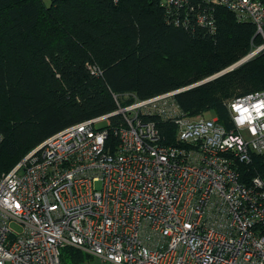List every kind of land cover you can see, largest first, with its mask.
Returning a JSON list of instances; mask_svg holds the SVG:
<instances>
[{
	"label": "built area",
	"instance_id": "1",
	"mask_svg": "<svg viewBox=\"0 0 264 264\" xmlns=\"http://www.w3.org/2000/svg\"><path fill=\"white\" fill-rule=\"evenodd\" d=\"M199 1L264 40V0ZM211 13L197 20L214 29ZM173 95L125 94L127 105L56 133L0 175V264H62L67 246L102 264H264V179L242 183L238 168L264 155V91L227 102L231 128L184 116ZM156 115L176 123L177 145L162 143Z\"/></svg>",
	"mask_w": 264,
	"mask_h": 264
},
{
	"label": "trees",
	"instance_id": "2",
	"mask_svg": "<svg viewBox=\"0 0 264 264\" xmlns=\"http://www.w3.org/2000/svg\"><path fill=\"white\" fill-rule=\"evenodd\" d=\"M213 15L214 29L198 14ZM263 38L256 26L222 6L188 0H0V175L10 172L47 138L110 114L133 99L175 92L225 71ZM96 69L98 73H96ZM264 91V51L241 66L171 99L189 118L211 112L231 128L227 102ZM206 117V116H204ZM162 143L177 145V125L152 116ZM110 120L107 148L118 147ZM241 182L264 179V155L239 165ZM70 246L62 264H95Z\"/></svg>",
	"mask_w": 264,
	"mask_h": 264
},
{
	"label": "rangeland",
	"instance_id": "3",
	"mask_svg": "<svg viewBox=\"0 0 264 264\" xmlns=\"http://www.w3.org/2000/svg\"><path fill=\"white\" fill-rule=\"evenodd\" d=\"M44 2L46 3V4H50V2H51V0H44ZM262 45H264V43L262 44ZM258 46V47H254L253 48V50L247 55V56H245L243 59H241L240 61H238V62H236L234 65H232V66H230L229 68H227V69H230L231 67L233 68V67H235L236 65L237 66H241L242 64H244L245 62H247V61H249L251 58H253V57H255L256 55H258L260 52H262V51H264V49L263 50H261V51H259L260 50V48L262 49V48H264V46ZM236 66V67H237ZM226 69V70H227ZM225 72V71H224ZM222 73H223V71H222ZM220 74H221V72H220ZM225 74V73H224ZM224 74H222V75H224ZM217 75H219V74H216V75H214V76H212V77H209V78H206V79H203L202 81H200V82H197V83H195V84H192V85H189L188 87H185V88H183V89H188V88H190V87H192V88H195L196 86H199V85H201V84H203L202 82H204V83H206V82H209V81H211V80H213V79H215L214 77L215 76H217ZM222 75H220V76H222ZM217 78V77H216ZM191 89V88H190ZM171 93V92H170ZM139 100H142V99H139ZM144 100V99H143ZM117 109H118V107H117ZM116 109V110H117ZM204 116H206L207 118H216L214 115H213V113H211V112H209V113H207V114H205ZM196 118H198V117H196ZM192 119H195V118H192ZM107 124V121H103V122H101L100 124H98L97 126L98 127H103V126H105ZM2 139V138H1ZM1 143V142H0ZM37 148V147H36ZM33 151V150H32ZM31 151V152H32ZM30 153V152H29ZM27 156V155H26ZM23 160H21L18 164H20L21 162H22ZM18 164H16V166L18 165ZM15 166V167H16ZM14 167V168H15ZM13 168V169H14ZM9 173V172H8ZM5 174H7V173H5ZM94 261H95V264H102L101 263V261L99 260V259H97V258H95L94 259Z\"/></svg>",
	"mask_w": 264,
	"mask_h": 264
},
{
	"label": "water",
	"instance_id": "4",
	"mask_svg": "<svg viewBox=\"0 0 264 264\" xmlns=\"http://www.w3.org/2000/svg\"><path fill=\"white\" fill-rule=\"evenodd\" d=\"M237 66V65H236ZM236 66L235 67H231L230 69H227V70H225V72L223 71V73L221 72V74H219V75H217V76H215L214 78H216V77H219L220 75H222V74H224V73H227V72H229V71H231V70H233V69H235L236 68ZM238 67V66H237ZM202 83H204V82H202ZM190 88H192V87H190ZM190 88H188V89H190ZM182 90H187V89H180V90H178V91H175V92H173L174 94H176V93H178V92H180V91H182Z\"/></svg>",
	"mask_w": 264,
	"mask_h": 264
}]
</instances>
